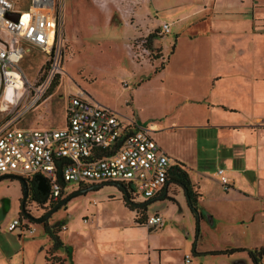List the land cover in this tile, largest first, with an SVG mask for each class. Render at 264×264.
<instances>
[{
  "label": "rangeland",
  "instance_id": "obj_1",
  "mask_svg": "<svg viewBox=\"0 0 264 264\" xmlns=\"http://www.w3.org/2000/svg\"><path fill=\"white\" fill-rule=\"evenodd\" d=\"M55 1L62 15L60 63L63 70L57 73L44 97L18 119L17 124L22 127H30V121L45 127L47 125L42 124L62 123L67 95L75 87L82 88L102 105L118 112L125 121L139 117L140 123L148 124L149 119L164 121L163 116H166L170 121L177 114L183 118L199 112L197 105L201 103L189 100L194 105L181 106L180 103L185 98H202L207 94L211 84L209 78L217 71L215 64L219 55H233L231 47L237 42L240 46L236 51L245 49V54L254 51L251 43L246 42L251 50L242 46L245 38L238 33L241 32L239 26L227 27L226 22H220L211 27V32L209 30L206 9L212 5L239 8L238 0ZM13 3L17 11H23L30 5V0H13ZM201 16L205 20H199ZM164 22L169 25L166 33L161 31ZM27 47L18 65L27 79L38 83L48 66L47 60L39 48ZM256 49L259 55L250 61L256 62L257 66L264 65V45L257 42ZM161 63L165 67L155 72L154 68ZM222 97L221 92L213 95V98ZM8 100L9 95L5 93L0 105ZM23 101L24 97L3 113L9 117ZM203 136L204 132L199 133L200 149L203 146L212 150L213 140L209 137L205 140ZM178 141L181 144V138ZM217 163L212 162L210 166L216 169ZM3 174L10 173L0 175ZM78 186L77 182H67L64 196ZM181 190L176 183L171 184L168 198L175 201ZM217 191L215 200H206L205 207L200 208L202 217L195 244L203 250L264 245V186L257 184V199L246 196L236 210L228 206ZM22 193L21 183L15 176L0 177V257L6 259L5 264H9V257L10 264H44V255L53 245L44 222L61 230L58 233L64 243L57 249L61 255L54 252L55 257L49 256V264H94L99 261L95 246L101 241V233L114 235L122 228V223L133 217L132 211L124 205L119 188L103 183L96 189L71 197L42 222L32 218L41 216L52 206L35 202L29 193L24 211L31 216L35 229L32 233L20 232L19 228L8 230L9 222L22 215L18 201ZM168 198L154 199L146 205L148 213L158 210L167 220V227L156 229V237L150 243L154 241L173 248L166 255L168 264H181V251L192 248L191 242L194 244L196 218L189 209L181 211L178 205L176 208ZM134 199L144 201L142 196ZM253 209L255 215L251 213ZM62 223L66 224L65 229H62ZM143 230L139 228L131 236H123L135 240L140 236L147 238V231ZM191 252L197 264H252L246 250L230 254ZM136 256L142 264L147 263V255Z\"/></svg>",
  "mask_w": 264,
  "mask_h": 264
},
{
  "label": "built area",
  "instance_id": "obj_2",
  "mask_svg": "<svg viewBox=\"0 0 264 264\" xmlns=\"http://www.w3.org/2000/svg\"><path fill=\"white\" fill-rule=\"evenodd\" d=\"M10 12H17L18 18L8 16ZM61 20L55 0H30L23 11L16 10L13 0H0V96L9 95L2 107L16 105L24 97L15 113L0 120V174H17L26 180L41 175L46 183L44 205L60 200L67 182L79 186L119 182L132 203L139 202L134 201L138 196L153 198L168 184L174 161L152 136L148 124L132 118L125 121L115 110L88 97L82 88H72L67 95L63 127L17 124L63 70ZM161 31L168 32L169 25L162 23ZM27 46L39 48L47 60L38 83L27 79L18 65ZM216 173L223 190H228L230 181L224 169L219 167ZM145 224L159 227L163 219L153 212L146 216ZM16 228L30 233L35 229L23 212L7 226L8 230ZM183 264H195L192 252L183 255Z\"/></svg>",
  "mask_w": 264,
  "mask_h": 264
},
{
  "label": "crops",
  "instance_id": "obj_3",
  "mask_svg": "<svg viewBox=\"0 0 264 264\" xmlns=\"http://www.w3.org/2000/svg\"><path fill=\"white\" fill-rule=\"evenodd\" d=\"M238 5L240 6L239 8H217L212 5L206 9L209 30L211 32V27L220 22H226L227 27L234 28L239 26L238 28H240L241 32L238 33L245 38V44L242 46L248 48L247 50H251V48L246 46V42L251 43L254 51L247 54L244 53L245 49L236 51V47L240 46V43L238 44L237 42L236 45L232 44L231 47L234 52L233 55L222 54L218 56V63L215 64L217 71L213 72L209 78L211 84L209 90H206L207 94L202 98L188 97L182 100L183 103H180L181 106L194 105L188 100L201 103L197 105L200 107L199 112H193L188 116L184 115L183 118L177 114V117H172L170 121V118L166 116H163L165 117L164 121L149 119L148 123L152 136L161 148L173 161L180 162L181 166L187 170L195 190L199 193V211L200 208L205 207L204 202L206 200H215L217 190V193L221 192L220 194L223 195L226 204L236 210L237 205L246 196L257 199V193L255 192L257 184L258 187L264 186V65L257 66L256 62L251 63L250 61L254 59L253 56L259 55L257 54V49L255 50L257 42L264 45V0H238ZM109 16L110 13H108ZM199 20L205 19L201 16ZM164 67L165 65H163ZM217 92H221L223 97L220 99L213 98V95ZM87 96L92 98L88 94ZM1 97L3 95L0 96V103ZM92 99L95 100L94 98ZM9 106L15 107V104H9ZM7 108L0 106V112H2L0 120L7 118L8 114L3 113ZM138 118H135V120L137 121ZM62 119V123L57 121L56 125L50 124L53 126L42 125H47L46 127L49 128L63 127L65 125V106L62 112ZM29 124L31 125L30 127H45L35 121H30ZM201 132H204L203 137H205V140L209 138L213 140L212 150L204 149L203 146L201 147L202 150L200 149L199 133ZM180 138L182 140L181 144L178 141ZM181 148L182 150H180ZM215 161H218L216 169L210 166ZM219 167L224 169L225 174L229 178L230 188L228 190H223L219 182L216 173ZM171 184L173 182L169 179L167 192L163 198H168ZM161 192L153 198L159 199L157 196ZM258 195L259 197L262 196L261 194ZM20 199H18L19 203ZM169 200L172 201L171 199ZM173 203L176 204V208L178 205L181 211L189 209L196 218L194 211L187 204L183 190L178 192L175 196V201H172L171 204ZM134 207V209L128 207L132 211L133 217L129 222L122 223V228H119L118 232L115 231L114 235L101 233L99 236L101 241L95 246L99 261L94 264H142L143 261L136 260L137 254L147 255L146 264L169 263L166 255L168 250H173V248L161 246L154 241L152 244L150 243L156 237V229L167 227V220L164 219L158 210H155L154 212L161 215L163 225L149 229L146 224H138L136 222V219L139 218L136 216L138 212L144 213L145 217L151 214L148 213L146 205L143 206V210L137 205H134ZM252 212L255 215L254 209ZM61 225H65L66 228L65 223ZM139 228L147 231V238L140 236L139 239L135 240L133 237H126L131 236L132 232ZM194 230H196L194 244L191 242L192 248L189 247V250L181 251V264H183V255L186 252H191V250L194 253L202 254L212 253V251H214L213 253H221V249L203 250L198 247L195 244L198 233L195 222ZM60 231L58 232L60 233ZM59 233L58 236L60 238ZM124 234L126 236H123ZM224 249L222 248V250ZM55 253L61 255L58 254L59 251L57 252V249ZM10 261L9 257V264ZM5 263L6 259L1 256L0 264ZM195 264L197 263L195 262Z\"/></svg>",
  "mask_w": 264,
  "mask_h": 264
},
{
  "label": "trees",
  "instance_id": "obj_4",
  "mask_svg": "<svg viewBox=\"0 0 264 264\" xmlns=\"http://www.w3.org/2000/svg\"><path fill=\"white\" fill-rule=\"evenodd\" d=\"M162 68H163V63L156 66L154 68V71L157 72ZM3 176H11V175L3 174L0 177H3ZM169 179L171 182L176 183L178 186H180L182 188L185 196H187L186 201H187L189 208L192 209L193 211L197 210V214H195V215H196V225L198 228V221L202 217V213L198 209V195H199V193L195 190L194 185L189 178L187 170L181 166L180 162L174 161V164L171 166ZM27 183H28L27 195L30 193L31 198L33 200L38 201V202H43L45 200V196L42 195L40 192H38V190L35 187L33 180H27ZM79 188H81V186H79ZM122 199H123V201L127 207H129L130 209L135 208L133 203H131V201H130L129 195L124 196L122 194ZM24 204H25V201L22 203V198H21L20 199V205H19V208H20L19 214H21L22 211L24 210ZM53 205L54 204H52L51 206H53ZM136 216L139 217L138 219H136V222L138 224H145L146 217H145L144 213L138 212V214H136ZM43 225H44V229H45L46 233H48L51 240H53L52 247H49V249L47 250L46 255H45V264H49V256L52 255L53 257H55L54 252L56 249H58L59 247L62 246V241L60 240V238L58 236V230H60V229L55 230V228L51 227L46 222H44ZM237 250H246L248 252V255H249V258H250L252 264H262V262L264 261V245H260L259 247H254V248L231 247V248H226V249L220 250V251L230 254L231 252L237 251ZM212 252H214V251H212ZM59 264H62V263H59Z\"/></svg>",
  "mask_w": 264,
  "mask_h": 264
},
{
  "label": "water",
  "instance_id": "obj_5",
  "mask_svg": "<svg viewBox=\"0 0 264 264\" xmlns=\"http://www.w3.org/2000/svg\"><path fill=\"white\" fill-rule=\"evenodd\" d=\"M18 15L19 14L17 12H10V13H8V16H10L11 18H14V19H17L18 18ZM14 176L21 183L22 192H23L22 193V203H23L25 201L26 197H27V193H28V183H27V180L25 178H23L22 176H19V175H14ZM33 179L35 181H37V188L41 191V193L42 194L45 193V191H46V183H45L44 178L41 175L36 174ZM111 184L116 185L119 188V190L122 192V194L124 196H127L128 195L127 190H126V188H125V186L123 184H121L119 182H112ZM100 185H102V184L101 183H94V184L88 185V186L83 187V188H77L76 190L70 192L69 194H67L66 196H64L60 200H58L52 206V208H50V210L47 211L45 214H43V215H41L39 217H36V218H32V219H34L36 222H42L43 220H45L46 218H48L53 211L57 210L60 206H62L63 204H65L71 197H73L75 195H78V194H82V193H84V192H86L88 190H91V189H96ZM166 192H167V185L162 190V192L157 196V198H159V199L163 198L164 195L166 194ZM186 198H187V196H186ZM153 199L154 198H150V199H147V200H144V201H141V202H138V203H133V204L141 207V206L147 205L149 202L153 201ZM24 210L22 212L30 218L31 216L29 214H27V212H25ZM194 213L197 214V210H194Z\"/></svg>",
  "mask_w": 264,
  "mask_h": 264
},
{
  "label": "flooded vegetation",
  "instance_id": "obj_6",
  "mask_svg": "<svg viewBox=\"0 0 264 264\" xmlns=\"http://www.w3.org/2000/svg\"><path fill=\"white\" fill-rule=\"evenodd\" d=\"M33 182H34V184H35V187H36V189L38 190V192H40L41 193V191L37 188V181H35V180H33ZM42 194V193H41ZM43 195V194H42ZM61 199V198H60ZM35 202H38V201H35ZM41 204H43L42 202H40ZM44 205V204H43ZM52 205V204H51ZM51 205H47V206H51ZM46 212H44L43 214H45ZM42 214V215H43Z\"/></svg>",
  "mask_w": 264,
  "mask_h": 264
},
{
  "label": "bare ground",
  "instance_id": "obj_7",
  "mask_svg": "<svg viewBox=\"0 0 264 264\" xmlns=\"http://www.w3.org/2000/svg\"><path fill=\"white\" fill-rule=\"evenodd\" d=\"M3 105L2 106H4V103H2Z\"/></svg>",
  "mask_w": 264,
  "mask_h": 264
}]
</instances>
